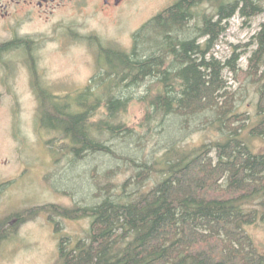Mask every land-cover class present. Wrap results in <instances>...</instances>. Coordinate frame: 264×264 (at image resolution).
I'll return each mask as SVG.
<instances>
[{
    "label": "trees",
    "instance_id": "16d2710c",
    "mask_svg": "<svg viewBox=\"0 0 264 264\" xmlns=\"http://www.w3.org/2000/svg\"><path fill=\"white\" fill-rule=\"evenodd\" d=\"M207 2L216 5L215 13L191 27L195 9ZM263 14L259 0H179L137 32L132 53L104 50L106 72L74 104L42 111L45 127L62 130L78 158L102 153L117 157L102 135L127 139L135 131L112 121L129 100L116 90L153 79L158 91L143 98L149 100L147 124L158 121L165 133L175 127L180 135L192 121L213 119L224 139L185 151L168 135L171 146L163 163L133 161L136 176L120 191L112 185L99 187L100 203L41 208L65 219H92L86 240L74 247L69 239L61 241L56 264H264V253L248 231L264 225V152H255L250 144L253 138L264 140V24L247 70L238 65L235 53L225 62L211 54L233 17L249 20ZM226 70L234 80L258 87L252 125L238 112ZM104 104L108 119L94 121ZM158 164L160 178L143 191ZM8 235L0 218V243Z\"/></svg>",
    "mask_w": 264,
    "mask_h": 264
},
{
    "label": "rangeland",
    "instance_id": "374dc122",
    "mask_svg": "<svg viewBox=\"0 0 264 264\" xmlns=\"http://www.w3.org/2000/svg\"><path fill=\"white\" fill-rule=\"evenodd\" d=\"M178 1L130 0L122 8L107 12H95L92 6L81 10L67 8L48 16L45 30L29 29L27 32L41 45L37 67L54 91L51 96L62 99L64 104H74L78 95L106 72L104 50L132 53L137 32ZM259 1L264 4V0ZM215 10L216 5L211 2L196 8L191 27L201 25ZM263 24L264 14L249 20L236 15L228 22L212 56L225 62L235 53L240 56L238 65L247 70L248 59L256 49L255 37ZM7 38L9 34L0 30V40ZM224 78L236 94L238 112L246 114L252 125L259 101L257 85L241 77L234 80L228 70ZM158 89L155 80L148 79L139 86L116 90L118 96L129 100L127 109L117 113L112 121L130 126L135 133L127 139L102 135V141L117 157L85 154L84 159L76 156L62 130L44 127L42 111L49 107L41 108L35 90H24L22 85L18 94L0 95V218L6 221L9 231L0 243V264H56L61 241L69 239L70 247H74L78 241L86 240L92 219H65L41 208L75 209L100 203L99 187L112 185L120 191L136 176L133 161L150 165L162 162L171 146L168 135L179 150L185 151L224 140L213 119L192 121L180 135L175 127L165 133L158 121L147 124L149 100L143 98ZM105 104L94 114V121L108 119ZM250 144L255 152H264V140L253 138ZM160 164L155 165L143 191L156 185L161 176ZM248 231L264 253V225L259 223Z\"/></svg>",
    "mask_w": 264,
    "mask_h": 264
},
{
    "label": "flooded vegetation",
    "instance_id": "af4514ba",
    "mask_svg": "<svg viewBox=\"0 0 264 264\" xmlns=\"http://www.w3.org/2000/svg\"><path fill=\"white\" fill-rule=\"evenodd\" d=\"M129 1L0 0V30L9 34V38L0 40V95L18 94L24 85V90L29 88L39 95L41 108L63 105L62 99L51 96L54 91L48 87L37 67L41 45L27 31L36 28L45 30L48 16L55 15L59 10H81L92 6L95 12H107L120 9Z\"/></svg>",
    "mask_w": 264,
    "mask_h": 264
}]
</instances>
